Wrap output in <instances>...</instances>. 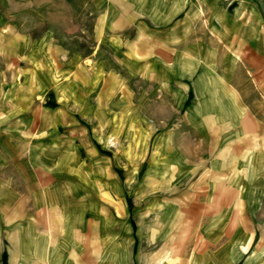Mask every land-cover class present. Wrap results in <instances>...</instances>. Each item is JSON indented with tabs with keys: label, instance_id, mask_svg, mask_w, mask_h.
I'll return each mask as SVG.
<instances>
[{
	"label": "crops",
	"instance_id": "obj_1",
	"mask_svg": "<svg viewBox=\"0 0 264 264\" xmlns=\"http://www.w3.org/2000/svg\"><path fill=\"white\" fill-rule=\"evenodd\" d=\"M0 264H264V0H0Z\"/></svg>",
	"mask_w": 264,
	"mask_h": 264
}]
</instances>
